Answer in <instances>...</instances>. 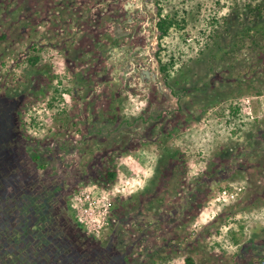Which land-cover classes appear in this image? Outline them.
<instances>
[{"label":"rangeland","instance_id":"1","mask_svg":"<svg viewBox=\"0 0 264 264\" xmlns=\"http://www.w3.org/2000/svg\"><path fill=\"white\" fill-rule=\"evenodd\" d=\"M262 3L160 0L174 22L160 38L157 0H0V228L24 189L59 187L70 261L53 264H76L77 247L84 264H264V38L225 21ZM93 186L112 199L100 236L74 200Z\"/></svg>","mask_w":264,"mask_h":264},{"label":"flooded vegetation","instance_id":"2","mask_svg":"<svg viewBox=\"0 0 264 264\" xmlns=\"http://www.w3.org/2000/svg\"><path fill=\"white\" fill-rule=\"evenodd\" d=\"M5 118L0 119V124ZM57 188H47L39 193H28L24 189L25 192L19 194L15 202L9 203L14 214L11 218L10 215L4 217L0 228V243L3 246L0 254L8 255L9 262L53 264L54 260L58 261L66 255L67 247L56 240L62 239L63 232H53L52 228L53 201L58 193Z\"/></svg>","mask_w":264,"mask_h":264},{"label":"trees","instance_id":"3","mask_svg":"<svg viewBox=\"0 0 264 264\" xmlns=\"http://www.w3.org/2000/svg\"><path fill=\"white\" fill-rule=\"evenodd\" d=\"M158 4V10H159V21L157 22V27L159 31L161 32L160 38H163L166 36L171 27L173 26V20L169 17L166 16L163 12V7L160 4V0H157ZM237 15V16H236ZM239 17L243 19L241 23V27L236 26V18ZM226 24L228 25L227 28V33L232 34L234 37L235 36H250V32L253 31V42H257L258 37L264 38V0L262 4H259L257 6L252 7L251 4H247L246 8H244V12H236V14L233 15V19L229 17H225ZM250 33V34H249ZM237 38V37H235ZM228 49H226L222 44L219 45V50L218 54H221L222 52H227ZM42 59L41 56V47L38 45H33L32 46V52L28 56L25 57V60L30 63V64H37L40 60ZM172 65V62L167 63L164 62L161 64V69L164 73V79L166 82L170 83V67ZM232 110H231V116L228 118V122H231L232 119L239 118L240 117V112H241V105L239 103H234L231 105ZM109 178H115L116 177V172H109L108 173ZM182 264H197V261L195 258L191 255H186L183 258V263Z\"/></svg>","mask_w":264,"mask_h":264},{"label":"built area","instance_id":"4","mask_svg":"<svg viewBox=\"0 0 264 264\" xmlns=\"http://www.w3.org/2000/svg\"><path fill=\"white\" fill-rule=\"evenodd\" d=\"M129 183V181L126 182V186L129 187ZM224 194L227 195L229 193L225 190ZM74 200L77 205L80 222L90 233L95 236H100L110 223L111 196L105 193L100 187L93 186L92 188L79 191ZM228 229L229 227H227Z\"/></svg>","mask_w":264,"mask_h":264},{"label":"crops","instance_id":"5","mask_svg":"<svg viewBox=\"0 0 264 264\" xmlns=\"http://www.w3.org/2000/svg\"><path fill=\"white\" fill-rule=\"evenodd\" d=\"M52 236H53V238L54 239H56L55 238V234H52ZM63 238V237H62ZM112 238H113V235H112ZM56 240H58V238L56 239ZM62 244V243H61ZM239 244V243H238ZM237 245V244H236ZM240 245V244H239ZM250 245V244H249ZM61 246V245H60ZM238 246V245H237ZM66 249V248H65ZM78 249H80L79 247H77V250H76V257H74V259H75V262H76V264H84V258L87 256L86 254H85V250L84 249H82V250H78ZM164 249H166V247H163V243H161V244H159L158 246H157V249H156V251L158 252V253H161L162 254V251L164 250ZM253 250H252V253H253V256H252V260L254 261L257 257H259V256H263V260H264V246L262 247V249L261 248H252ZM61 250V249H60ZM124 250L126 251V253H132V250L128 247L127 249H125L124 248ZM243 250H245V249H243ZM122 251H123V249H122ZM79 252L82 254V256L81 255H79ZM250 251H248L247 253H249ZM112 253H114V250H113V252ZM120 253V252H119ZM118 252H117V255H115V258H116V260H114V259H112L113 260V263L110 261V259H109V262H105V263H102V262H99V263H97V262H93V264H131L130 262V260L129 261H127V258H128V255L126 256V257H122L121 256V254H119ZM66 254H68V253H66ZM67 256V255H66ZM244 257V255H243V253H242V255H240L239 257H238V259H237V261L236 262H234V264H242V258ZM96 258V257H95ZM94 258V259H95ZM117 258H120V260L119 259H117ZM122 258L124 259V260H122ZM61 260V259H60ZM73 260V259H72ZM62 261L63 262H69L70 261V257H67L66 258V260H63L62 259ZM123 261V262H122ZM60 264H61V262H60ZM65 264V263H64ZM141 264H143L142 262H141ZM221 264H224V262H222ZM233 264V263H232Z\"/></svg>","mask_w":264,"mask_h":264}]
</instances>
